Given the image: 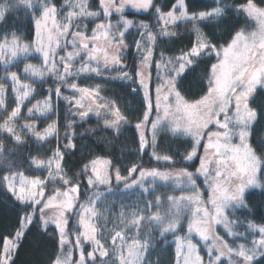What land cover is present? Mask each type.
I'll list each match as a JSON object with an SVG mask.
<instances>
[{
	"label": "snow or ice",
	"instance_id": "1",
	"mask_svg": "<svg viewBox=\"0 0 264 264\" xmlns=\"http://www.w3.org/2000/svg\"><path fill=\"white\" fill-rule=\"evenodd\" d=\"M21 17L27 39L6 27ZM0 65V199L15 213L0 221V264H161L157 249H172L168 264H264V223L248 219L264 207V0H0ZM82 77L120 82L139 108ZM91 115L108 149L135 119L136 154L163 167L122 169L77 144L97 134L77 132ZM157 182L186 194L114 214L105 203Z\"/></svg>",
	"mask_w": 264,
	"mask_h": 264
},
{
	"label": "trees",
	"instance_id": "2",
	"mask_svg": "<svg viewBox=\"0 0 264 264\" xmlns=\"http://www.w3.org/2000/svg\"><path fill=\"white\" fill-rule=\"evenodd\" d=\"M198 2L202 4L203 3L210 4L211 0H198ZM127 14H128V18L145 19V17L136 15L132 12H127ZM14 25L18 27L21 32L24 33L25 39H27L32 34V29L29 26L26 18L21 17L19 21L15 19H9L6 27L11 28ZM208 31H211V29H208ZM132 32L134 33L135 30H133ZM133 38H134L133 35H129L127 37L129 42H131ZM187 41H188V38L187 36H185L183 41H178L175 44L166 46L168 48H171V51H168L167 54L168 55L175 54L177 50L183 46V44L187 43ZM130 57L131 56H129L128 58ZM30 60L31 61L34 60L36 62L37 59L36 57H32ZM131 62L132 60H130V64ZM0 69H1V65H0ZM13 70H16V68H13ZM0 75H3L2 70H0ZM78 83L82 86L100 84L104 88V91L101 93V95L112 97V98H119L121 101L122 107H123L124 101H128L130 112L133 109L139 108L140 106L139 98L129 96L127 94V89L121 87L120 82L118 81L105 83L99 78L88 79V78L82 77L78 81ZM46 87L47 85H43L39 89L40 94L37 95V98H40V96L43 94V89ZM65 110H66L65 103L63 100H61L60 101V111H61L62 116L64 115ZM98 123H102V122H98L96 117L91 116V118L87 122H85L82 127L77 129V132H84L85 129H88V128H98ZM135 123H136V120L133 119L131 125L128 126L127 130L120 136L118 140L114 141V144L110 149L105 148L102 145L98 147L97 143H93L94 140L99 141V137L103 135V133L100 132L99 128L95 136L86 134V137L84 139H80L78 137L76 142L77 144L87 145L88 148L91 150H94L96 154H104L110 151L113 159L116 160L121 165L122 169L123 167L130 166L132 163L142 164L145 168L153 167L157 165L158 163L154 159H152L149 154H143L141 156H138L136 154V150L138 147V136L134 128ZM63 134H64L63 128H61V137L63 136ZM53 143H55V141H53ZM162 144L165 146H170L173 152H176L178 150L179 152L182 153L184 151V148L180 144L174 142L173 138L167 135L163 136ZM82 163L83 161H81L80 159V152H77L75 156L67 158V165L69 166V168H71V172L69 173V175H72L73 173L79 171L80 165ZM28 171L31 172L33 170L29 169ZM35 174L40 175L41 177L45 176L43 171H36ZM175 193L176 191L173 190L171 186L165 187L164 185L157 184L154 191L150 192L149 194L141 195L140 191L137 190L134 194H131L128 196H108L105 203L109 204L110 206H113V214H114L121 210L122 203H123V206L139 205V207L143 208L145 200H150L154 202L155 196L157 195L163 198V197H166L167 195H171ZM254 203L256 204L261 203V198L259 195L254 197ZM260 214H264V207L260 209V212L255 217L249 216L248 219H255L256 223H264V221H261L259 219ZM236 215L240 216L241 220L244 219V216H241L240 213H237ZM14 217H15V213L11 210L8 203L0 199V221L7 222L9 219H14ZM240 230L243 231V228H241ZM170 238L171 237H169V239ZM171 251L172 249H166V250H163L161 254V250L157 249L156 252L153 254V258L155 259L156 256L159 255L161 264H168V261L170 259L169 254ZM42 259H46V257H43L37 253H31L29 251H25L21 255V261H37V260H42Z\"/></svg>",
	"mask_w": 264,
	"mask_h": 264
},
{
	"label": "rangeland",
	"instance_id": "3",
	"mask_svg": "<svg viewBox=\"0 0 264 264\" xmlns=\"http://www.w3.org/2000/svg\"><path fill=\"white\" fill-rule=\"evenodd\" d=\"M59 2H62V0H59ZM126 12H132V13H134V10H132V9H128V10H126ZM130 19H136V18H130ZM137 20H139V19H137ZM133 30H135V29H133ZM132 30V31H133ZM31 59V58H30ZM29 59V61H27V62H31V63H34V64H39L40 63V60L38 59V58H36L37 60H36V62L34 61V60H30ZM130 60H132L131 59V57L130 58H128V63L130 64ZM18 67L19 68H22L23 67V63H20L19 65H18ZM1 69H2V65H1ZM17 70V69H16ZM21 78L22 79H25V77L22 75L21 76ZM37 99H39V98H37ZM87 103V102H86ZM91 116H94L95 117V115H91ZM41 126H43V125H41ZM149 136H150V133H149ZM197 166H198V162H197ZM153 167H163V162H161V163H159V164H157V165H155V166H153ZM147 168H151V167H147ZM38 171H43V173L45 174V176L47 175V173H46V171H44V170H38ZM157 184H159V185H164V184H162L161 182H157ZM165 187H168V186H171V188L173 189V190H175L176 191V193L175 194H171V195H176V196H179V195H184V194H186V193H182V192H180L179 190H177V189H175V187L174 186H172V185H164ZM218 231H220L222 234H223V229L222 228H218ZM171 239H172V237L169 239L170 241H171ZM90 250V249H89ZM154 259V258H153Z\"/></svg>",
	"mask_w": 264,
	"mask_h": 264
}]
</instances>
